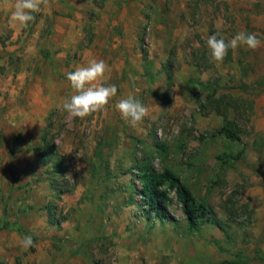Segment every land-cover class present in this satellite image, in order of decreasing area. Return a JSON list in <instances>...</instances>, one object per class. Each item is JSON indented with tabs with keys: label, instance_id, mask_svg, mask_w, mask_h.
<instances>
[{
	"label": "rangeland",
	"instance_id": "374dc122",
	"mask_svg": "<svg viewBox=\"0 0 264 264\" xmlns=\"http://www.w3.org/2000/svg\"><path fill=\"white\" fill-rule=\"evenodd\" d=\"M14 3L0 0V264H264V0H49L26 27ZM240 31L260 47L212 61L207 37ZM91 59L117 94L74 118L66 74ZM129 95L148 108L136 127L114 107ZM145 168L170 169L218 224L190 232L173 192L162 221Z\"/></svg>",
	"mask_w": 264,
	"mask_h": 264
},
{
	"label": "clouds",
	"instance_id": "9594fccd",
	"mask_svg": "<svg viewBox=\"0 0 264 264\" xmlns=\"http://www.w3.org/2000/svg\"><path fill=\"white\" fill-rule=\"evenodd\" d=\"M48 3L49 0H15L9 18L10 24L26 27L29 22L35 20L34 14L39 13L42 7H47ZM260 45L261 40L257 38L256 34L245 31L236 33L228 40H225L219 34L210 35L206 39V46L214 62H222L230 49L235 50L238 47H246L249 50H255ZM107 71H109V66L104 60L91 59L85 65L78 66L75 70L66 74V79L70 82L73 94L64 100L62 108L69 116L83 119L105 108L109 101L116 96V85L105 86L99 82L104 78ZM114 107L132 127H136L148 114V108L131 95L118 100ZM32 245L33 239L31 236H24L21 239V246L25 250L32 247Z\"/></svg>",
	"mask_w": 264,
	"mask_h": 264
},
{
	"label": "trees",
	"instance_id": "16d2710c",
	"mask_svg": "<svg viewBox=\"0 0 264 264\" xmlns=\"http://www.w3.org/2000/svg\"><path fill=\"white\" fill-rule=\"evenodd\" d=\"M168 75H170L169 70ZM215 133L229 140L235 139L228 126H222ZM138 178L141 183V196L145 205L148 210L154 211L162 221L173 222V217L167 212V205L171 201L170 192H173L181 206V211L190 232L197 231L200 226L206 223L218 224L212 209L206 203L198 201L189 188L170 169L157 172L153 169L145 168L143 172L139 173ZM49 218L52 224H57V221L53 220V216ZM6 227L17 232L22 230L14 223L6 224Z\"/></svg>",
	"mask_w": 264,
	"mask_h": 264
}]
</instances>
